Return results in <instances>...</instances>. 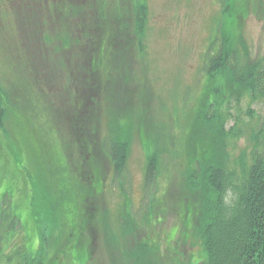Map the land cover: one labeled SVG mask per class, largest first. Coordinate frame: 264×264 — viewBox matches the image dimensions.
Here are the masks:
<instances>
[{"label":"rangeland","instance_id":"rangeland-1","mask_svg":"<svg viewBox=\"0 0 264 264\" xmlns=\"http://www.w3.org/2000/svg\"><path fill=\"white\" fill-rule=\"evenodd\" d=\"M247 1L92 2L107 10L119 4L125 18L134 17V7L144 12L139 33L130 21L131 42L123 37L118 44L113 80L122 79L109 89L94 122L101 141L118 148L120 163L102 152L89 165L76 151L70 157L60 138L69 125L68 117L59 120L61 108L70 117L77 109L69 50L81 51L71 47V31L49 18L45 7L39 16L38 3L30 12L25 1L0 0V93L15 99L0 129V208L9 195L22 222L15 242L22 243L21 232L29 235L27 249L44 264L203 260L198 211L205 215L209 201L204 186L190 181L198 174L196 152L209 166L240 174L255 149L264 151V99L246 95L227 71L210 79L204 72L208 47L222 35L242 67L264 61V0H253L238 25ZM107 61L99 62L98 75L105 79ZM30 64L41 67L33 86L41 85L47 95L35 118L33 97L40 94L24 90L32 81ZM72 74L81 81L79 71ZM80 129L92 133L91 121ZM37 132L47 138L41 141Z\"/></svg>","mask_w":264,"mask_h":264},{"label":"trees","instance_id":"trees-1","mask_svg":"<svg viewBox=\"0 0 264 264\" xmlns=\"http://www.w3.org/2000/svg\"><path fill=\"white\" fill-rule=\"evenodd\" d=\"M21 1H25V5L30 8V12L35 3H38L39 16H41V11L45 7L49 18L56 19L63 24L61 25L63 28L71 31V47L77 45V50L81 51L77 54L76 48L69 50L71 59H75L71 65L69 80L71 82V92L76 100V113H73L72 117L66 116L61 108L62 114L59 118L63 122H66V117L69 118L68 130H66V133L60 134L68 155L73 156L74 151H76L77 155L83 160H89L85 162L90 165V160L103 152L119 165V156L121 155L117 151L118 148L101 141L94 122L101 112L104 100L107 99L109 89L120 83L122 79L119 77L120 79L117 82L113 80L117 73L115 62L119 59L117 57L118 44L123 37H125L124 41L126 43L131 42L128 38V34H131L132 31L129 26L130 21L133 20L135 32L139 33L144 9L141 6L134 7V17L127 16L125 18L119 4L113 10L100 9L92 3L96 0ZM254 5L253 0L247 1L245 11L242 10L241 16L236 17L238 25L242 21L241 18L243 19L245 16L244 12L247 14L249 9H253ZM77 12L79 15L75 19L74 14H77ZM99 28H102V31H99ZM81 30L82 34L80 35ZM33 35L37 40V34ZM228 41V37L222 35L221 40L215 38L210 43L204 58L206 76L210 79L227 71L236 83L240 84V87L245 88L246 95H249L252 99H264V61H257L253 67H242L241 62L239 63L241 57L236 52L229 50ZM85 54H87V57L83 58L82 56H85ZM78 55L81 59L79 60L81 66L75 62ZM102 58L107 59L109 63L106 70V79L102 73L98 75L102 67L99 63ZM31 63L34 62L31 61ZM84 66H88L86 70ZM29 68L32 80L29 86L32 87L34 84L33 78L39 80L41 67L39 66L37 70L30 64ZM73 70L80 72L81 81L73 77ZM19 87L23 91V86ZM28 87H25L24 90L26 89L30 95L34 96L33 93L35 92L40 94L33 97L35 107L31 117L35 118L38 114L37 104L41 106L47 95L43 94L45 90L41 85L33 86L34 90L32 92ZM101 91L102 94H100ZM1 99L0 93V129L5 130L4 111L8 112V105L12 102L14 104L15 99L8 98V94ZM95 101H98V108L95 107ZM204 115L206 116L205 119H210L209 115ZM201 117L202 113L199 115V119ZM88 121H91L93 131L90 133L86 130L82 133L80 125ZM65 134L69 136L71 141L65 140L66 138L63 136ZM84 135L90 138L88 144L83 141ZM38 136L41 141L47 138L40 136L39 133ZM95 141L100 145L94 143ZM255 150L256 152L252 153L251 165L243 166L244 168L240 174L232 169L209 166L204 159L199 160L198 151L196 152L195 164L199 167L198 174L191 175L190 181L193 183L198 182L204 186L206 189L205 202L209 201L205 215L202 209L198 211V215L201 214L203 218L199 233L206 255L197 264H264V151L258 152L257 149ZM20 152H22L21 145ZM16 173L18 172L16 171ZM220 180H222L221 183H219ZM8 198L11 197L6 195L3 198V208H0V264H44V261L37 258L35 252H29L27 249L26 244H29V235L25 236L21 232L22 243L15 242L22 222L19 216L16 215L15 208L12 207Z\"/></svg>","mask_w":264,"mask_h":264}]
</instances>
